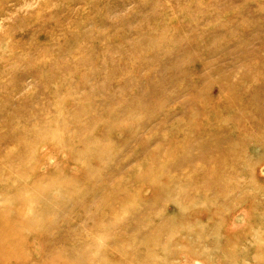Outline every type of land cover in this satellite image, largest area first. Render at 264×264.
I'll return each instance as SVG.
<instances>
[{"label": "rangeland", "instance_id": "1", "mask_svg": "<svg viewBox=\"0 0 264 264\" xmlns=\"http://www.w3.org/2000/svg\"><path fill=\"white\" fill-rule=\"evenodd\" d=\"M0 228V264H264V0H0Z\"/></svg>", "mask_w": 264, "mask_h": 264}, {"label": "bare ground", "instance_id": "2", "mask_svg": "<svg viewBox=\"0 0 264 264\" xmlns=\"http://www.w3.org/2000/svg\"><path fill=\"white\" fill-rule=\"evenodd\" d=\"M227 164V163H226ZM206 174V173H205ZM206 175H208V174H206ZM203 177V176H202ZM203 178H205V176L203 177ZM207 179V178H206ZM206 181V180H205ZM4 221V220H3ZM10 228V227H9ZM8 228V229H9ZM1 229V228H0ZM3 229H4V226H3ZM6 230V229H5ZM13 230V229H12ZM15 231V230H14ZM13 232V231H12ZM4 233H6V232H4ZM5 240V239H4ZM3 240V241H4ZM1 242V241H0ZM9 242H10V240H9ZM12 243V242H11ZM2 244H4L3 242H2ZM4 245H6V243L4 244ZM10 245V244H9ZM3 247H5V246H3ZM0 248H2V247H0ZM1 250V249H0ZM8 250V249H7ZM9 252V251H8Z\"/></svg>", "mask_w": 264, "mask_h": 264}]
</instances>
